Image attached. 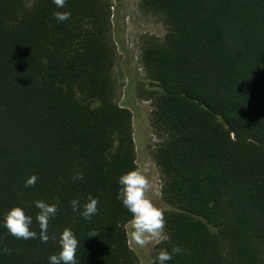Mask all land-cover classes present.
I'll use <instances>...</instances> for the list:
<instances>
[{
	"label": "trees",
	"instance_id": "obj_1",
	"mask_svg": "<svg viewBox=\"0 0 264 264\" xmlns=\"http://www.w3.org/2000/svg\"><path fill=\"white\" fill-rule=\"evenodd\" d=\"M138 1L166 28L141 52L169 206L151 258L179 245L168 264H264V0ZM111 7L0 0V219L23 207L39 232L34 202L55 204L49 235L71 229L78 264H138L131 214L116 199L118 177L137 165L132 114L117 99ZM56 11L70 19L57 23ZM89 195L98 214L86 221L70 201ZM58 251L0 227V264H49Z\"/></svg>",
	"mask_w": 264,
	"mask_h": 264
},
{
	"label": "clouds",
	"instance_id": "obj_2",
	"mask_svg": "<svg viewBox=\"0 0 264 264\" xmlns=\"http://www.w3.org/2000/svg\"><path fill=\"white\" fill-rule=\"evenodd\" d=\"M56 9H63L67 0H51ZM71 13L68 11H56L53 18L57 23H62L70 19ZM151 163L144 161L138 167H135L118 177L119 185L116 199L131 214V220L128 224V238L132 245L143 250L156 241H160L164 236L165 220L163 212L156 207L149 199L147 193L151 189L150 183ZM84 173L77 171L73 174V181H83ZM36 177L33 175L28 178L24 187H34ZM98 198L89 195L86 201L81 205L80 198L70 201L73 212H78L80 216L90 221L93 216L98 214ZM34 207L38 210L35 216V222L39 232L32 230L33 217L26 215L23 207H13L4 213L0 219V227L16 239L30 240L39 239L41 243H47L52 239L58 246L59 251L49 256V264H78L76 252L79 241L73 231L65 228L59 237L49 235V222L55 217L58 208L55 204H49L43 200L34 202ZM97 233L89 234V237L96 236ZM2 251L10 252L8 248ZM183 253L181 246L176 245L171 250L161 249L149 260L147 264H168L174 256Z\"/></svg>",
	"mask_w": 264,
	"mask_h": 264
},
{
	"label": "rangeland",
	"instance_id": "obj_3",
	"mask_svg": "<svg viewBox=\"0 0 264 264\" xmlns=\"http://www.w3.org/2000/svg\"><path fill=\"white\" fill-rule=\"evenodd\" d=\"M111 3V36L114 42L116 61L114 76L117 82L119 104L132 114L133 141L136 153V165L144 161L151 163V189L149 199L162 212L169 209L161 195V175L153 160L152 153L159 143L151 122V104L143 99L144 90L150 89V83L141 65V52L148 37L163 38L166 28L154 17L139 8L138 0H109ZM129 224V223H128ZM128 224L125 229L128 238ZM166 240V233L160 241L140 250L132 245L129 248L137 258L138 264H147L155 246Z\"/></svg>",
	"mask_w": 264,
	"mask_h": 264
}]
</instances>
